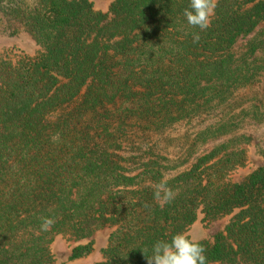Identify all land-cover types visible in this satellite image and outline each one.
<instances>
[{
	"label": "trees",
	"instance_id": "16d2710c",
	"mask_svg": "<svg viewBox=\"0 0 264 264\" xmlns=\"http://www.w3.org/2000/svg\"><path fill=\"white\" fill-rule=\"evenodd\" d=\"M211 2L201 31L184 16L190 0H111L107 12L91 0H0V35L25 31L39 46L0 57V264H56V234L105 226L93 264H147L157 240L185 235L199 213L229 216L196 240L206 264H264V164L228 176L246 160L242 125L264 122V0ZM182 123L193 124L177 163L148 150ZM165 180L168 203L154 196ZM45 217L55 222L41 231ZM93 249L77 244L69 259Z\"/></svg>",
	"mask_w": 264,
	"mask_h": 264
},
{
	"label": "rangeland",
	"instance_id": "374dc122",
	"mask_svg": "<svg viewBox=\"0 0 264 264\" xmlns=\"http://www.w3.org/2000/svg\"><path fill=\"white\" fill-rule=\"evenodd\" d=\"M31 2L33 0H25ZM93 2L94 8L107 12L111 0H91ZM262 22L260 26H262ZM248 36L240 37L235 46V50L241 49ZM39 46L35 41L25 32L21 31L16 35H0V57H11L15 58L18 54H34L36 53ZM259 89V88H258ZM260 90V89H259ZM264 91V89H261ZM191 124H177L173 127L165 130L161 133L162 135H152L151 142L156 141L153 145V149L148 150L159 151L162 150V153L167 154L170 158H174L177 161L182 158L183 150L185 146L180 149L181 144L185 143L183 135H189L192 132ZM241 132L246 133L250 136V140L243 144L242 146L246 151V160L243 165L238 166L232 170L228 176L229 179L233 182L241 181L248 173H250L256 167L264 164V122L262 123H244L241 127ZM149 141V142H150ZM142 142H148L143 140ZM212 143L204 144L203 146H198L195 155L205 149H208ZM143 147H146L143 145ZM194 156V155H193ZM193 156L185 164L178 167V169H183L188 166ZM173 174L175 171H170ZM229 216H224L222 218L207 221L203 219V214L199 213L195 222L187 229L185 235L193 240L199 239H210L216 234L219 230L223 228ZM111 226H105L97 230L92 236L84 239H75L66 234H56L52 241L49 244L50 250L54 256L56 264H93L94 262L101 259L99 249L105 246L109 233L111 232ZM91 241L93 243V251L86 257L79 259H69L71 248L80 243H86Z\"/></svg>",
	"mask_w": 264,
	"mask_h": 264
},
{
	"label": "clouds",
	"instance_id": "9594fccd",
	"mask_svg": "<svg viewBox=\"0 0 264 264\" xmlns=\"http://www.w3.org/2000/svg\"><path fill=\"white\" fill-rule=\"evenodd\" d=\"M213 7L211 0H190L189 8L184 16L188 25L201 31L210 26V13ZM199 33L193 35V41H199ZM176 193L167 187V181L158 184L154 191L156 199L171 202ZM52 218H43L41 231H48L54 224ZM205 248L199 241L193 240L183 233H177L170 240H157L151 248V255L145 256L147 264H206Z\"/></svg>",
	"mask_w": 264,
	"mask_h": 264
}]
</instances>
